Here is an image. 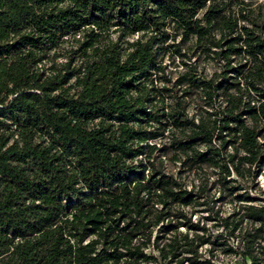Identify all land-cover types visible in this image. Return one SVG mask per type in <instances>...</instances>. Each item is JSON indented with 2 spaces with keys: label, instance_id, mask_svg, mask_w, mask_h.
<instances>
[{
  "label": "trees",
  "instance_id": "trees-1",
  "mask_svg": "<svg viewBox=\"0 0 264 264\" xmlns=\"http://www.w3.org/2000/svg\"><path fill=\"white\" fill-rule=\"evenodd\" d=\"M260 174L264 0H0V264H264Z\"/></svg>",
  "mask_w": 264,
  "mask_h": 264
},
{
  "label": "rangeland",
  "instance_id": "rangeland-1",
  "mask_svg": "<svg viewBox=\"0 0 264 264\" xmlns=\"http://www.w3.org/2000/svg\"><path fill=\"white\" fill-rule=\"evenodd\" d=\"M114 37L117 36V34L113 35ZM60 62L65 61L64 57H60L58 59ZM196 60V58H192V61L194 62ZM204 61V60H203ZM166 63H168V65H170V67L168 66V70L170 72V74L173 77H176L178 72L182 71V67L178 66L179 63L178 61L175 62H171L170 60H166ZM200 67L203 68L206 73H211L216 69V65L214 62L210 61H206L205 63L200 64ZM178 165H173V164H169V170L171 171H176V167ZM196 178V177H195ZM194 179V175L191 174L190 177L187 178V181H193ZM256 189H253V193H256L258 195V197H262L263 200L260 201L259 203L264 204V175L260 174L257 178V180L254 182V184ZM191 186V183H190ZM216 197L220 196L219 191H213L212 192ZM234 204H230V202H225V200L223 198L220 199V201H218V207L220 208V210L222 211V213L224 214H228V212H230L233 208ZM201 213H198L197 215L194 216L195 219H198ZM211 225V222L208 224V226ZM182 231H185L184 228H181ZM233 244H238L237 243V239H234L231 241ZM209 247V245H205L204 247H202V251L205 253L206 249ZM215 253V261L216 264H241V260L238 256L235 255H230L227 253H224L222 250L218 249L214 251Z\"/></svg>",
  "mask_w": 264,
  "mask_h": 264
}]
</instances>
